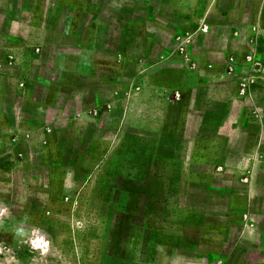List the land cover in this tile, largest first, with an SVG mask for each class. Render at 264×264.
<instances>
[{"label": "rangeland", "instance_id": "obj_1", "mask_svg": "<svg viewBox=\"0 0 264 264\" xmlns=\"http://www.w3.org/2000/svg\"><path fill=\"white\" fill-rule=\"evenodd\" d=\"M3 3L0 264H264L263 196L248 204L254 175L245 158L264 109L254 89L260 84L264 93V0H68L65 9L100 10L78 16L72 38L62 35L66 18L50 33V15L40 18L41 28L30 27L32 1ZM94 20V42L107 55L115 48L103 42L114 44L115 26L135 24V64L124 62L121 85L146 70L156 83L182 88V109L167 113L172 124L160 133L121 121V103L113 106L106 86L99 108L89 104L76 117L67 111L50 125L46 91L62 74L55 58L77 51ZM195 54L218 73L208 114L191 107ZM70 84L73 110L86 80ZM257 180L264 190V171ZM247 220L258 230L255 241L242 236Z\"/></svg>", "mask_w": 264, "mask_h": 264}, {"label": "crops", "instance_id": "obj_2", "mask_svg": "<svg viewBox=\"0 0 264 264\" xmlns=\"http://www.w3.org/2000/svg\"><path fill=\"white\" fill-rule=\"evenodd\" d=\"M0 1L1 6L3 7L4 0ZM30 1H32V3L29 4L28 12L30 15L29 22L31 28H41L42 23H40V18L50 15V33H52V31L56 32V28L53 27L59 26L58 23L66 18V22L64 24L65 28L62 29V35L68 38L73 37V30L78 16L82 15V13L86 14L88 10L93 13L92 16L97 17L100 14V10L96 5H94V7L92 8H86V5L79 4V7L74 6L71 9L70 7L65 9L63 6L66 5L65 3L68 0H50V4L53 1L52 5H50V8H45L46 6L44 5V7H42L39 1L44 2L47 0ZM262 12L263 9H260L259 15H262ZM96 23L97 20H94L93 22L90 21L83 27L84 34L80 37V39H77V51L62 53L60 56H57L58 58H55V60H58L57 64L59 63L61 65L62 74L61 77L57 80L59 81L58 83H56V81L52 82L50 80V90L46 91L47 95L50 96V112L54 113L52 117H50V125L54 124L56 120L66 117L65 113L67 111L74 114V116L71 117H76V115L81 116L82 113L85 114V111L89 108V104L90 106L94 105L96 106V108H99L102 103L106 102V100H103V98L99 97L101 94V88H103V86H106L111 87L110 101H112L113 106L119 105L121 103V121H126L127 126L135 125L137 127L148 129L150 131H158L160 133V131L172 124V120L168 118L167 113H169L170 111L179 112L182 109L180 93L181 91H183L181 90L182 88L179 86L171 87L166 84H158L155 82V79L157 77L154 72H146V70H140L138 73L134 72L132 77L127 81L126 85H121L119 83V80L122 76V65L125 61L128 60L135 64L134 57H129V49H136L137 44L135 43V24L133 21L127 20L124 24L115 26L114 44L112 43V40L103 42L104 47L115 48L113 55H107L108 53L99 54L97 50L98 45H96V43L94 42ZM16 40V38H13L14 42H16ZM151 44L152 42L150 40L147 47H150ZM191 59L193 60L194 64L196 63V68L192 69L191 71L193 74L192 77L194 76L195 79L192 87L193 92L191 95V107L195 112L202 111V113L208 114L211 110V99L214 98L212 88L209 89V84L210 81L214 79L215 76H217L216 74L218 73H215L211 69L205 68L203 66V64L208 63V60L204 59L201 55L195 54V56H193ZM99 63L102 65H99ZM86 64L90 66L92 72L89 74V76L85 77L83 75H85L84 71H87V69L83 68V65ZM154 64L150 62L147 65V68L155 66ZM104 67H108V69H110L111 71H109L108 73L105 72L103 74ZM93 73H95L94 76L92 75ZM260 78L261 81L262 77ZM79 79L86 80V85H84L85 89L82 90L80 94L81 99L76 101L78 107H74L72 108L73 110H71L68 103L69 99H72L73 95L72 93H68V89L71 86L70 82L72 80L74 81ZM94 81L96 83L95 85H93ZM256 83H258V80ZM136 84H139V86L137 85V88ZM258 85L259 87H256L254 89L256 90L259 88V92L264 95L262 88L260 89L261 85ZM175 91L179 94L177 99H173V92ZM123 92L126 93L127 98H129L126 101L123 96ZM87 97L89 99H87ZM224 98H228V96ZM204 101H206V103H204ZM139 104L143 106L142 116L137 115L140 108L136 110V107ZM261 119L262 120H259L257 124H255L257 130L254 140V150L251 153H245L246 160H250V165L248 166V169L250 171L249 175H254V180H252L251 178L248 183L246 196L248 204L252 198L256 197V195L263 196L262 206L264 210V190L258 189L257 187V175L258 173L264 171V109ZM54 138V133L50 134V145L53 153L55 152V149L57 150L56 152L59 151ZM249 139L251 138L248 134L246 144L249 143ZM242 225V236L255 241L257 238L258 230L254 222H250L247 220L246 222H243Z\"/></svg>", "mask_w": 264, "mask_h": 264}]
</instances>
